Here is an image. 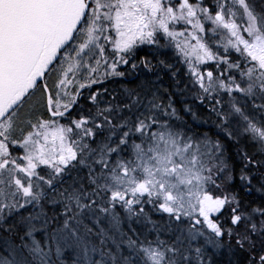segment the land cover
Returning a JSON list of instances; mask_svg holds the SVG:
<instances>
[{"label": "snow or ice", "instance_id": "1", "mask_svg": "<svg viewBox=\"0 0 264 264\" xmlns=\"http://www.w3.org/2000/svg\"><path fill=\"white\" fill-rule=\"evenodd\" d=\"M0 264H264V0H0Z\"/></svg>", "mask_w": 264, "mask_h": 264}]
</instances>
